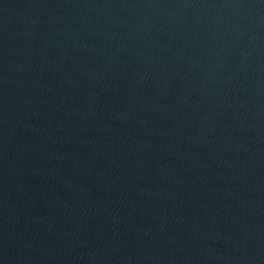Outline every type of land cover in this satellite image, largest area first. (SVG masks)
I'll list each match as a JSON object with an SVG mask.
<instances>
[{
    "label": "water",
    "instance_id": "water-1",
    "mask_svg": "<svg viewBox=\"0 0 264 264\" xmlns=\"http://www.w3.org/2000/svg\"><path fill=\"white\" fill-rule=\"evenodd\" d=\"M0 264H264V0H0Z\"/></svg>",
    "mask_w": 264,
    "mask_h": 264
}]
</instances>
